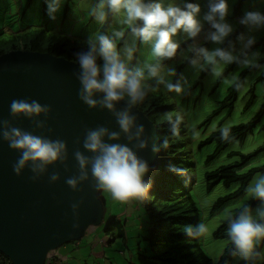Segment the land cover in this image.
<instances>
[{"label":"clouds","instance_id":"9594fccd","mask_svg":"<svg viewBox=\"0 0 264 264\" xmlns=\"http://www.w3.org/2000/svg\"><path fill=\"white\" fill-rule=\"evenodd\" d=\"M47 2L49 15L55 19V14L61 9V0ZM231 11L229 0H205L203 8L193 0H169L167 3L164 0H97L90 7L89 15L95 18L97 24L103 27L112 18L120 28L113 29L110 34L97 31L87 36L85 48L74 53L76 61L67 60L78 66L73 75L80 84L78 96L81 102L90 109L111 112L119 131L104 125L85 128L83 140L76 141L84 151L77 148L72 153L77 174L65 178V183L73 191H81L80 186L91 181L94 191L108 194L114 201L125 203L147 197L152 188V181L146 179L150 167L138 152L149 149L151 137L146 127L138 123L139 115L134 109L161 84L168 92L180 94L184 91L180 80L173 83L162 74L165 72V61L176 58L180 51V42L176 37L184 34L186 52L191 54L185 55L184 59L193 68L210 71L216 79L223 77L225 65L235 63L246 68L260 67L258 60L261 53L253 50L257 43L255 36L244 33L236 36V41L241 44L236 51L235 41L230 39L235 32L234 25L228 22ZM238 23L250 30L264 28V13L245 11ZM0 29L6 30V27ZM202 34L205 42L217 46L209 49L201 44L199 38ZM138 44L147 46L149 54L142 63L133 64ZM166 72L168 76H177L175 68H167ZM153 79L156 85L149 83ZM180 79H184L182 74ZM224 82L229 81L225 79ZM233 82L238 90L243 86L235 77ZM52 111L51 106L42 105L36 99L19 98L9 104L11 119L0 118V140L19 153L12 164L13 172L23 176L26 170L30 171L32 175L29 178L34 183L45 175L49 183L60 182L59 171L49 174V168L58 163L64 166L65 171H70L68 144L63 139H52L17 127L13 121L26 118L31 121L34 130L51 133L53 130L47 120L51 118ZM181 122L182 116L177 115L174 120L169 116L173 135L179 134ZM219 132L224 141L232 138L228 124ZM194 136L198 137L199 132H195ZM157 139L160 141L158 145L151 144L153 153L168 148L166 138ZM122 140L126 143L118 142ZM169 170L186 178V170L180 166L170 164ZM246 193L249 198L259 201L255 214L251 206L245 205L235 215H230L226 235L233 245L232 254L252 262L261 257L258 246L264 241V174L258 173L253 178ZM83 203L80 200L71 204L76 217ZM73 227L79 228V224ZM96 229L91 228L86 239ZM183 232L191 238L203 237L208 233V226L203 222L195 226L185 225ZM74 242L80 247L83 243L82 239ZM60 253L59 249L52 251L46 264H59L66 260L68 256H61Z\"/></svg>","mask_w":264,"mask_h":264},{"label":"rangeland","instance_id":"374dc122","mask_svg":"<svg viewBox=\"0 0 264 264\" xmlns=\"http://www.w3.org/2000/svg\"><path fill=\"white\" fill-rule=\"evenodd\" d=\"M66 2L67 0L61 1V9L55 14L56 18L52 19L50 17L52 22L58 24L61 23L59 14H61L64 10ZM96 2L97 0H82V2L80 0H72V5L69 6L71 7V9H69L70 16L65 20L64 34L71 37V33L76 35L80 32V30H82L83 35L86 34L90 37L97 31L110 34L113 29H119L120 25L113 21L112 18L102 27L97 24L95 18L89 15L90 7ZM164 2L167 3L169 0H164ZM193 2L200 3L203 8L205 0H193ZM240 2L242 3L240 5V9H238L237 4ZM25 4L26 2L17 3V5L13 6L14 10L10 15L8 12L0 10V28L7 27L11 31V33L8 31L1 37H4L3 39L7 41L10 40L11 43L15 42L20 37H23L22 35L25 32L30 31L31 28L29 27V24L35 23V28L39 29V26L45 23V19L43 18L44 0H34L31 7H27ZM229 6L232 11L228 17V22L233 24L235 28V32L230 39L235 41L236 51L238 52L241 47L240 42L236 41V36L240 33H244L246 36H255L257 38V43L255 44L253 50H258L261 53L258 60L260 67L246 68L235 63L225 65L223 69V77L216 79L211 75L210 71H200L193 68L187 60L184 59L185 55L190 56L191 54L186 52L187 44L181 47L182 44L185 43L184 34L181 33L176 37V39L180 42V51L178 52L176 58L165 61V72L162 74L165 76L166 80H171L173 83L180 80V82L184 85V91L180 94L168 92L164 88V85L161 84L154 91L150 92L155 96H162L164 98L165 105L172 106L167 113L175 115L183 114L184 119L190 122V130H196L195 132H199L198 137L194 136L195 132L191 133V137L197 139L196 146L199 142L205 140L208 136L218 131L225 124L234 126L256 121V126L253 129V132H251L244 142L240 140L232 142L227 150L224 151L209 167L205 164L207 156L205 155L201 158L199 154L197 155L200 165L193 173V176L196 179L193 198L199 208L200 222H203L208 226V233L202 237V247L205 253L212 258L213 264H219L220 257L225 251L227 245L231 244L228 237L226 239L215 238V233H217L224 222L228 220L229 216L235 213L236 208H240L245 204H250L253 199L249 198L247 193H245L242 197L231 200L229 204L215 209V205L220 198L234 193L239 189L241 184L234 183L231 187H226L224 183L221 182L219 185L215 186L212 191L208 192V188L205 183V174L208 171L216 169L220 165L232 164L235 162L237 157L231 156V153L233 152L250 154L264 147V62L261 63L264 46L261 44L256 46L264 37V28L250 30L246 26L238 23L245 11L252 10L264 13V0H229ZM27 9H29V11L25 14V10ZM23 25L29 27V29L22 28ZM13 34L15 37H12ZM58 34L60 36L63 35L62 33ZM78 38L80 39V37ZM86 41L87 38H85L83 42L73 40V43L78 46L79 49H84ZM199 42L209 49L217 46L210 42H205L203 34L199 38ZM189 43H191V41ZM120 46H123L122 41L120 42ZM148 54V47L138 44V50L135 53V58L132 63H142L144 59L148 57ZM167 68H175L177 76H168L166 72ZM181 74L183 75V80L180 79ZM233 77L236 78V81H238L241 77L244 79V86L238 95L239 97L235 104L234 111L229 115V110L224 109L218 114L213 115L216 111L220 110L223 102L226 101L231 88L234 86L235 83L233 82ZM225 79L229 82L225 83ZM149 83L156 85V80L153 79L149 81ZM253 95L256 96V99L253 103H249ZM210 116L214 117L210 123H207ZM212 152V147H208L207 153L211 154ZM254 160L255 161H253L250 165L245 167L242 173H246L253 168L261 167L264 164V150L261 151L259 153V157ZM153 173L154 171L150 170L146 179L151 180ZM258 173L264 174V171H256L253 174V178ZM253 178L250 183L253 181ZM99 195L104 204L105 219L101 226L97 227L95 231L93 230V236L99 237L100 234L104 236L103 230L107 222L111 218H119L121 222L125 224V228L127 230L126 241L115 238L110 244V249L108 248V251L105 249L108 254L107 259L111 260L114 264H130L128 261V258H130L132 264L134 262L133 255L137 253V244L142 240L140 235L146 234L148 226L147 221L144 217H139L138 214H136L138 210L136 202L134 203L129 201L121 203L112 200L108 194L99 193ZM258 205L255 204V206L252 207L254 214ZM141 214H144L143 211H141ZM144 228L145 231L143 230ZM224 232L226 233L227 229ZM82 241L83 243L80 251L82 254L73 253L71 255V257L75 256L77 262H79V260L85 261L90 258L85 256L88 255L89 245L91 246V244H89L90 242L92 245H96L99 242L98 239L93 242L92 239H86V237L83 238ZM86 245H88L87 248ZM92 248L95 250H102L103 247L101 245L100 248L93 246ZM126 251L131 252L121 254V252ZM59 252H61V256L66 257L67 253H69L67 245L59 248ZM242 260L243 259L240 257L234 256L231 264H240ZM262 261H264V249L259 264L262 263ZM106 264H110V261L109 263L106 262Z\"/></svg>","mask_w":264,"mask_h":264},{"label":"water","instance_id":"95a60500","mask_svg":"<svg viewBox=\"0 0 264 264\" xmlns=\"http://www.w3.org/2000/svg\"><path fill=\"white\" fill-rule=\"evenodd\" d=\"M74 63L38 51L14 50L0 56V118L11 119V100L36 99L53 109L47 120L53 131L34 130L26 118L13 121L15 126L37 135L63 139L69 148L70 171H65L59 163L49 168V174L60 172V182L49 183L45 175L34 183L29 178L30 171L26 170L23 176L13 172L12 164L19 153L0 140V254L13 264H46L52 251L83 239L91 228L104 222V204L99 192L91 187V181L82 184L81 191H73L65 178L77 174L72 153L77 148L84 151L76 141L83 140L86 127L104 125L115 131L119 128L111 112L93 110L81 102L80 84L73 75L78 66ZM134 111L139 115L138 123L146 127L151 137L149 149L139 151L138 155L148 161L151 171H155L162 164V151L153 153L151 150V144L160 143L158 129L141 110L136 107ZM80 200L84 203L76 217L71 204ZM76 223L79 228L73 227Z\"/></svg>","mask_w":264,"mask_h":264},{"label":"trees","instance_id":"16d2710c","mask_svg":"<svg viewBox=\"0 0 264 264\" xmlns=\"http://www.w3.org/2000/svg\"><path fill=\"white\" fill-rule=\"evenodd\" d=\"M80 1L82 2V0ZM23 2H26L25 5L27 7H31L34 0H0V10L8 12L10 15L14 10L13 6ZM241 3L242 2L237 4L238 9H240ZM70 5H72V0H67L64 10L59 14L61 23L58 24L52 22L50 19L48 2L44 0L43 18L45 19V23L40 25L39 29L35 28V23L29 24L31 28L30 31L25 32L22 35L23 37H20L13 43L1 37L10 31V29L7 27L6 30L0 29V55L13 50L22 49L25 51L48 52L58 57L75 60L74 53L82 49L74 45L73 40L83 42L87 35H83L82 30L76 35L71 33V37L64 34L65 20L70 16ZM28 11L29 9L25 10V14ZM29 27L22 26V28L25 29H29ZM58 33H62L63 35L60 36ZM12 37H15V35L13 34ZM78 37H80V39ZM189 42L190 41H188V43ZM186 44L187 43H183L181 47ZM260 44L264 46V37L256 46ZM263 62L264 49L261 63ZM238 82H241L244 86L243 77H241ZM243 86L238 90L234 84L220 110L216 111L213 115L218 114L224 109H228L230 115L235 109V104L239 97L238 95L243 89ZM255 99L256 96L253 95L249 103H253ZM137 108L155 123L159 138H166L168 140V148L166 150H161L163 161L151 177L152 188L147 197L143 200L132 201L134 203L136 202V207L138 208L136 214H138L139 217H144L148 225L146 234L140 235L142 240L137 244V253L133 255L134 262L132 264H213L212 258L205 253L202 247V237L191 238L183 232L185 225L194 224L195 226L200 222L199 208L193 198L194 187L196 186V179L193 173L200 165L197 155L199 154L201 158L206 155L205 164L209 167L227 150L232 142L237 140L244 142L251 132H253L256 121L231 126L232 138L229 141L222 140L218 130L205 140L199 142L196 146L197 139L191 137V133L196 130H190V122L184 119L183 114L180 115L182 116V122L179 125V134L173 135L171 133L169 116L174 120L177 115L167 113L172 106L165 105L162 96H155L149 93L145 101L138 105ZM213 117L214 116H210L207 123H210ZM206 146L212 147L213 152L211 154L207 153L208 147ZM263 150L264 147L250 154L233 152L231 156L237 157L235 162L232 164L220 165L216 169L208 171L205 174V183L208 192L212 191L215 186L219 185L221 182H223L226 187H231L234 183L241 184L239 189L234 193L220 198L215 205V209L229 204L233 199L242 197L246 193V188L253 178V174L256 171H264L263 164L261 167L253 168L246 173H242L245 167L255 161L254 159L258 158L259 153ZM170 164L185 169L186 178L170 171ZM255 204L258 205L259 201L253 199L250 204L245 205H249L252 208ZM242 207L236 208L233 215ZM141 211H143L144 214H141ZM227 221H225L218 232L215 233V238H227L224 232L228 227ZM143 230L145 231V228ZM93 234L89 235L88 239H92L93 242L98 239L99 242L94 246L91 242L89 243L91 246L89 245L88 255H85L90 257L88 260H79V262H77L75 256L71 257L73 253L82 254V252H80L81 247L75 242H71L67 244L69 249L67 259L60 261L59 264H106V262L109 263V261L110 264H114L111 260L107 259L108 254L106 251L110 249V244L115 238L126 241L127 230L125 224H123L119 218L114 217L105 225L103 230L104 236L100 234L99 237H94ZM101 245L103 251L92 248V246L100 248ZM87 247L88 245H86V248ZM263 249L264 241L258 246V251L262 253ZM128 252L131 251L121 252V254H127ZM232 252L233 245H227L220 257L219 264H231L234 258ZM0 259L3 264H13L9 258L2 254H0ZM260 259L261 257H258L252 262L242 260L240 264H257ZM130 260L131 259L128 258L131 264ZM262 264H264V262Z\"/></svg>","mask_w":264,"mask_h":264},{"label":"crops","instance_id":"0c3cea01","mask_svg":"<svg viewBox=\"0 0 264 264\" xmlns=\"http://www.w3.org/2000/svg\"><path fill=\"white\" fill-rule=\"evenodd\" d=\"M94 246V245H93Z\"/></svg>","mask_w":264,"mask_h":264}]
</instances>
